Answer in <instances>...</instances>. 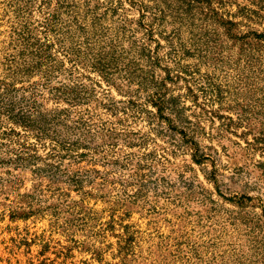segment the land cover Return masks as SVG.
<instances>
[{
	"label": "rangeland",
	"instance_id": "obj_1",
	"mask_svg": "<svg viewBox=\"0 0 264 264\" xmlns=\"http://www.w3.org/2000/svg\"><path fill=\"white\" fill-rule=\"evenodd\" d=\"M0 264H264V0H0Z\"/></svg>",
	"mask_w": 264,
	"mask_h": 264
}]
</instances>
